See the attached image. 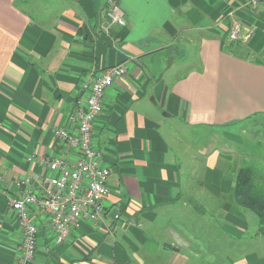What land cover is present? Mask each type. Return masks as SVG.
<instances>
[{
  "label": "crops",
  "instance_id": "1",
  "mask_svg": "<svg viewBox=\"0 0 264 264\" xmlns=\"http://www.w3.org/2000/svg\"><path fill=\"white\" fill-rule=\"evenodd\" d=\"M118 1L127 26L105 34L98 27L110 0H0V264H17L20 254L23 232L9 205L17 182L39 190L49 175L43 162L76 160L54 129L76 130L70 114L84 85L124 61L128 74L107 90L94 123V146L111 169L104 219L84 220L57 245L35 208L33 264H264V227L235 199L232 145L242 143L212 133L264 125V0L256 8L248 0ZM234 20L244 31L231 42ZM253 132L261 137L254 145H264V131ZM189 134L199 145L184 147ZM253 153L244 149L242 162ZM203 162L207 175L194 180Z\"/></svg>",
  "mask_w": 264,
  "mask_h": 264
},
{
  "label": "built area",
  "instance_id": "2",
  "mask_svg": "<svg viewBox=\"0 0 264 264\" xmlns=\"http://www.w3.org/2000/svg\"><path fill=\"white\" fill-rule=\"evenodd\" d=\"M260 2L248 0L246 5L256 8ZM126 26V14L119 1L110 0L99 30L109 34L114 27ZM243 31V24L234 20L229 29L230 41H238ZM128 70L127 61L103 69L84 85L85 100L70 114L77 129H54L56 139L77 155L76 160L54 156L43 162L49 175L43 178L39 190L26 179L17 182L20 194L9 198L23 232L17 264H33L37 254L38 226L32 216L35 208H40L50 219L57 245L66 243L72 230L79 228L84 220L95 224L103 221L110 195L111 169L104 162L103 152L94 146V123L103 112L107 90L125 78Z\"/></svg>",
  "mask_w": 264,
  "mask_h": 264
},
{
  "label": "rangeland",
  "instance_id": "3",
  "mask_svg": "<svg viewBox=\"0 0 264 264\" xmlns=\"http://www.w3.org/2000/svg\"><path fill=\"white\" fill-rule=\"evenodd\" d=\"M229 36V33H228ZM230 40V39H229ZM232 42V41H231ZM264 116H260L259 119H264L262 118ZM257 123V122H256ZM255 123H243V125L240 124H236V125H232L228 128H216L212 133H219L221 135L220 139H218L219 143H223L226 142L228 143V139L227 136L225 135L226 133H234L236 135L239 136V141H241L242 145H232L235 147V157L233 159L232 164H230V166L233 168V170L235 171L234 176L236 178V173L238 170L244 168V167H251L253 168L256 172H257V177L253 180L255 182L256 185V192L258 193H264V145H259V146H255L254 144H257L258 141L261 139V137H255V135L257 133L253 132L256 131V129H262L264 131V125L261 126H255ZM194 132L196 131L195 129H192ZM204 132H207L208 134H211V131L208 132V129H203ZM244 131L245 134H244ZM191 133V132H188ZM254 133V134H253ZM250 134L251 138H250ZM186 138H183V142L184 147L187 148H191L192 146V142H197L199 145V142L193 138V135L189 134L187 136H185ZM206 140V139H205ZM204 141V140H203ZM252 145H251V143ZM220 148L224 147V144H220L219 146ZM231 145L228 147L230 148ZM244 149L245 151L247 149H252L255 153L252 154V158L246 160L244 159L245 162H242V157L244 156ZM190 151V149H188ZM248 154H246L247 156ZM251 157V156H250ZM229 166V167H230ZM198 171H195L193 173V179L194 180H199V179H203L205 177V175H207V171H206V165L205 163H200L198 166ZM230 172L232 170H229ZM190 172H188V177L190 176ZM192 205L190 204L189 208ZM208 225H210V223L207 222ZM264 227V226H263Z\"/></svg>",
  "mask_w": 264,
  "mask_h": 264
},
{
  "label": "trees",
  "instance_id": "4",
  "mask_svg": "<svg viewBox=\"0 0 264 264\" xmlns=\"http://www.w3.org/2000/svg\"><path fill=\"white\" fill-rule=\"evenodd\" d=\"M257 172L249 167L237 171L235 178V199L239 206L255 212L264 226V193L256 192L253 181Z\"/></svg>",
  "mask_w": 264,
  "mask_h": 264
}]
</instances>
